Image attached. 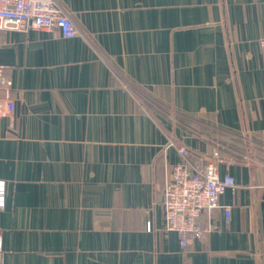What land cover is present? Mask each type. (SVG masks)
I'll return each instance as SVG.
<instances>
[{
  "label": "crops",
  "instance_id": "0c3cea01",
  "mask_svg": "<svg viewBox=\"0 0 264 264\" xmlns=\"http://www.w3.org/2000/svg\"><path fill=\"white\" fill-rule=\"evenodd\" d=\"M56 1L76 37L0 32L4 264H264V0ZM181 147L236 183L185 251L162 208Z\"/></svg>",
  "mask_w": 264,
  "mask_h": 264
},
{
  "label": "built area",
  "instance_id": "2783aa9c",
  "mask_svg": "<svg viewBox=\"0 0 264 264\" xmlns=\"http://www.w3.org/2000/svg\"><path fill=\"white\" fill-rule=\"evenodd\" d=\"M15 30L29 32L43 30L58 32L61 38L69 39L79 33L68 13L56 0H0V32ZM264 57V39L261 40ZM0 116L2 111L11 115L15 111V101L11 99V86L0 66ZM174 144L170 143L168 147ZM180 163L176 164L170 178L166 180L162 202L164 213L163 231L175 233L183 251L198 237L212 231L213 227L202 228L201 216L204 212L222 210L226 221L231 219V207L220 205L221 196L228 190H235V179L226 175L220 177L218 163H192L188 148H179ZM7 206V181L0 179V212ZM152 230L151 223L147 226ZM4 246L0 232V264H4Z\"/></svg>",
  "mask_w": 264,
  "mask_h": 264
},
{
  "label": "rangeland",
  "instance_id": "374dc122",
  "mask_svg": "<svg viewBox=\"0 0 264 264\" xmlns=\"http://www.w3.org/2000/svg\"><path fill=\"white\" fill-rule=\"evenodd\" d=\"M237 141H238L239 147L243 149V151H240V150L237 151V154H239L238 157H240L243 160H250V161L255 160V158L260 161L263 160L260 155H256L252 153L253 151L250 146L251 141L247 140V138H240ZM226 156H229V155H226Z\"/></svg>",
  "mask_w": 264,
  "mask_h": 264
}]
</instances>
